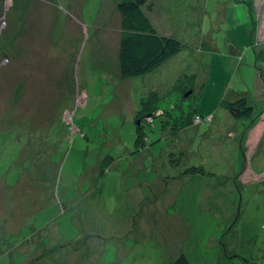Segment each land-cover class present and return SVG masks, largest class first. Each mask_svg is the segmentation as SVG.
<instances>
[{
	"label": "rangeland",
	"instance_id": "374dc122",
	"mask_svg": "<svg viewBox=\"0 0 264 264\" xmlns=\"http://www.w3.org/2000/svg\"><path fill=\"white\" fill-rule=\"evenodd\" d=\"M239 1L151 0L185 46L123 79L113 0H0V264H264V136L249 144L254 125L219 106L264 113V0L253 35ZM184 75L199 124L156 117L135 142L140 100Z\"/></svg>",
	"mask_w": 264,
	"mask_h": 264
},
{
	"label": "trees",
	"instance_id": "16d2710c",
	"mask_svg": "<svg viewBox=\"0 0 264 264\" xmlns=\"http://www.w3.org/2000/svg\"><path fill=\"white\" fill-rule=\"evenodd\" d=\"M119 16V33L117 46L118 71L123 79L145 76L161 67L165 62L177 56L184 48V44L162 30L151 19L153 4L151 0H113ZM238 3L247 8L251 19V34L256 31V15L252 0H241ZM160 29V30H159ZM166 32V33H165ZM195 77L184 75L179 77L172 88L165 94L150 92L140 100V109L135 115L137 125L143 121L152 122L154 118H164L163 124L170 125L173 133H178L188 126L198 125L200 116L192 111L194 101ZM219 106L227 111L235 120H250L246 129L257 122L253 118L255 107L245 97H236L231 100L222 98ZM150 118L151 120H149ZM135 142L144 144L145 135L141 126H137ZM141 148H136L140 150ZM186 175L203 174V168L190 167L184 170ZM135 212L117 214L112 234L120 236L125 234ZM126 221V222H125ZM123 223L125 225H123ZM122 228L114 230L117 226ZM173 264H190L181 254Z\"/></svg>",
	"mask_w": 264,
	"mask_h": 264
},
{
	"label": "crops",
	"instance_id": "0c3cea01",
	"mask_svg": "<svg viewBox=\"0 0 264 264\" xmlns=\"http://www.w3.org/2000/svg\"><path fill=\"white\" fill-rule=\"evenodd\" d=\"M254 88L256 89V86H254ZM258 93L263 96L264 91L262 89H260L258 91ZM253 128H255V131H254V133L253 132L251 133L252 135L249 137L248 143L256 146V145H259L262 142V138L264 136V113L261 115V119L257 120V122L252 127V129ZM120 228H122V227L119 225L114 230L116 231V230H118ZM126 231H127L126 232L127 234H129L132 231L130 225L128 226ZM125 245H126V240L125 239H124V242L123 241L121 242V240L119 241V246L120 247L119 246L118 247H119L120 251H122V253H123L124 250H126L125 249Z\"/></svg>",
	"mask_w": 264,
	"mask_h": 264
}]
</instances>
